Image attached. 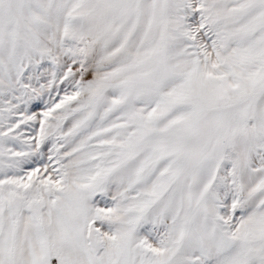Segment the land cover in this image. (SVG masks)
Here are the masks:
<instances>
[{
  "label": "snow or ice",
  "instance_id": "obj_1",
  "mask_svg": "<svg viewBox=\"0 0 264 264\" xmlns=\"http://www.w3.org/2000/svg\"><path fill=\"white\" fill-rule=\"evenodd\" d=\"M0 264H264V0H0Z\"/></svg>",
  "mask_w": 264,
  "mask_h": 264
}]
</instances>
